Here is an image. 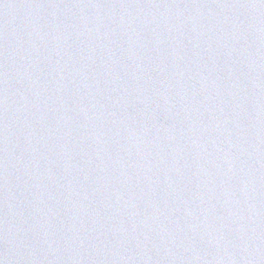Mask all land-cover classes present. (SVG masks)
Segmentation results:
<instances>
[{
	"label": "water",
	"instance_id": "95a60500",
	"mask_svg": "<svg viewBox=\"0 0 264 264\" xmlns=\"http://www.w3.org/2000/svg\"><path fill=\"white\" fill-rule=\"evenodd\" d=\"M0 264H264V0H0Z\"/></svg>",
	"mask_w": 264,
	"mask_h": 264
}]
</instances>
